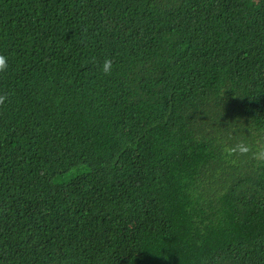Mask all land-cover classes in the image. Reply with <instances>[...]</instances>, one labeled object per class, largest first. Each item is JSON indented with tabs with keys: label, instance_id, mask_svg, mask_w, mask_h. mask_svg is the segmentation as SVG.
Wrapping results in <instances>:
<instances>
[{
	"label": "trees",
	"instance_id": "1",
	"mask_svg": "<svg viewBox=\"0 0 264 264\" xmlns=\"http://www.w3.org/2000/svg\"><path fill=\"white\" fill-rule=\"evenodd\" d=\"M0 54V264H264V0H0Z\"/></svg>",
	"mask_w": 264,
	"mask_h": 264
},
{
	"label": "clouds",
	"instance_id": "2",
	"mask_svg": "<svg viewBox=\"0 0 264 264\" xmlns=\"http://www.w3.org/2000/svg\"><path fill=\"white\" fill-rule=\"evenodd\" d=\"M9 68L8 57L0 54V74L5 73ZM113 64L111 59H106L102 64V71L106 75H111ZM9 99L7 94H0V106H3ZM252 152V145L244 140L238 141L231 149L230 153H238L241 155H248Z\"/></svg>",
	"mask_w": 264,
	"mask_h": 264
}]
</instances>
